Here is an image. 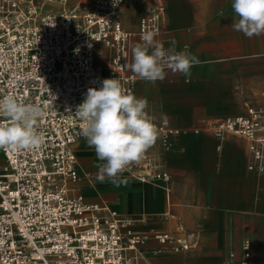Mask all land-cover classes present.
Here are the masks:
<instances>
[{"label":"built area","instance_id":"2783aa9c","mask_svg":"<svg viewBox=\"0 0 264 264\" xmlns=\"http://www.w3.org/2000/svg\"><path fill=\"white\" fill-rule=\"evenodd\" d=\"M81 1L70 7L72 0H0V98L13 95L44 112L36 124L44 136L38 149L1 150L0 264H153L143 250L151 239L162 245L157 254L195 247L192 233H132L109 205L90 203L71 187L83 178L73 147L85 138L74 113L88 88L116 78L136 96L138 82L127 73L132 34L122 23L124 0H117L115 7L113 0H92L89 9ZM165 11L163 4L149 8L137 35H158ZM99 45L113 51L107 70L96 63ZM163 67H168L166 59ZM146 111L152 116L149 106ZM263 116L264 111L249 107L247 116L206 125L220 141L228 135L247 138L250 169L260 175L264 137L257 133L264 128ZM154 123L163 153L173 148L175 137L189 133L167 120ZM123 173L141 182H170L154 145ZM251 247V241L244 240L241 264H249Z\"/></svg>","mask_w":264,"mask_h":264},{"label":"crops","instance_id":"0c3cea01","mask_svg":"<svg viewBox=\"0 0 264 264\" xmlns=\"http://www.w3.org/2000/svg\"><path fill=\"white\" fill-rule=\"evenodd\" d=\"M89 9L92 0H82ZM233 0H124L122 23L132 34L127 73L138 78L136 97L146 98L154 120L189 131L173 139L163 153L160 139L154 150L170 175V182H141L125 173L119 187L95 179L101 163L86 139L73 148L83 178L71 187L90 203L107 204L138 235L192 233L195 247L180 254L157 251L151 239L143 250L153 264H241L242 244L251 241L249 264H264V174L251 170L247 138L228 135L220 141L208 123L247 116L249 107L264 111V34L245 36L235 31L238 19ZM78 0L69 4L74 7ZM165 5L161 30L154 40L167 50L185 51L199 58L191 77L165 68L166 77L155 83L131 70L133 48L147 10ZM187 46V47H186ZM151 51V49H150ZM113 51L97 46L96 63L108 69ZM167 60V58H165ZM264 127V116L261 118ZM199 133L195 134L194 131ZM264 137V128L257 133ZM5 162L0 150V165ZM234 255V258H231Z\"/></svg>","mask_w":264,"mask_h":264},{"label":"clouds","instance_id":"9594fccd","mask_svg":"<svg viewBox=\"0 0 264 264\" xmlns=\"http://www.w3.org/2000/svg\"><path fill=\"white\" fill-rule=\"evenodd\" d=\"M118 4L113 0L114 7ZM232 8L238 17L232 25L235 31L249 38L264 34V0H233ZM154 37L151 31L144 33L143 43L133 48L132 72L152 83L163 81L166 77L163 62L167 58V66L174 73L190 78L191 68L201 64L199 58L175 51V42L166 50ZM147 108L146 98H137L124 90L116 78L104 79L99 88H88L74 115L82 121L81 135L87 146L94 148L101 162L95 165L98 182L107 179L116 187L126 183L119 178L121 174L130 164L139 162L156 143L158 129ZM0 115L7 118L0 120V150L15 153L35 150L43 144V133L36 128L44 115L39 105L6 95L0 98Z\"/></svg>","mask_w":264,"mask_h":264}]
</instances>
